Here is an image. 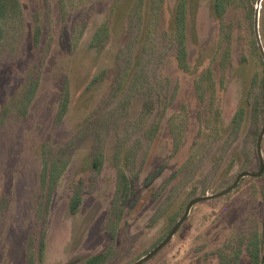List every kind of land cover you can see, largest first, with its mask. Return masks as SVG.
Wrapping results in <instances>:
<instances>
[{
    "label": "rangeland",
    "instance_id": "374dc122",
    "mask_svg": "<svg viewBox=\"0 0 264 264\" xmlns=\"http://www.w3.org/2000/svg\"><path fill=\"white\" fill-rule=\"evenodd\" d=\"M141 1L0 0V264H134L259 170L264 0L236 6L230 42L214 0H185L186 65L182 0ZM263 257L264 172L144 264Z\"/></svg>",
    "mask_w": 264,
    "mask_h": 264
},
{
    "label": "trees",
    "instance_id": "16d2710c",
    "mask_svg": "<svg viewBox=\"0 0 264 264\" xmlns=\"http://www.w3.org/2000/svg\"><path fill=\"white\" fill-rule=\"evenodd\" d=\"M184 2H185V0H182L180 3V7L178 9V14H177V22H178V24L181 25V31H179L181 61L183 64L186 65V63H188V62L186 60V46H185V41H184L185 27H183L184 22H185V17H186L185 16L186 13L184 11V4H185ZM242 2H245V0H214V3H213L214 15H216L220 21V28H221V32H222L221 36L227 42H230L232 35L234 34L232 20L235 17V15H234L233 11H235V8L238 4H243ZM246 2H249V1H246ZM142 4H143V0L138 5L141 6ZM251 25H252V27H251L252 31H254V28H253L254 22H252ZM248 27H249V24H248ZM253 35H254V33H253ZM253 40H255V42H256L255 35L253 37ZM224 58L225 57H223V59L221 61H224L225 60ZM221 66L223 67V64H221ZM209 79L210 78L207 76L206 72L201 74V76H199L196 79L195 89H196L197 96L198 95L200 96V93L201 94L205 93V91L207 90L206 84L208 83ZM263 96H264V92H263ZM260 100H261V103L263 105V103H264L263 97H260ZM78 204H79V200L77 198V199H75V201L73 203V211L74 212L77 211ZM107 255L108 254L106 252L96 254V255L90 257L89 259H87V261L84 264H101L105 260ZM262 261L264 264V257H263Z\"/></svg>",
    "mask_w": 264,
    "mask_h": 264
},
{
    "label": "water",
    "instance_id": "95a60500",
    "mask_svg": "<svg viewBox=\"0 0 264 264\" xmlns=\"http://www.w3.org/2000/svg\"><path fill=\"white\" fill-rule=\"evenodd\" d=\"M261 2H262V0H258V5H260ZM259 16H260V11L258 8L256 10V18H255V34H256V38H257V42H258L260 51H261L263 58H264V46L262 44V41L260 38V33H259ZM263 101H264V96H263ZM263 139H264V122H263V126L261 128L258 140H257V154H258L259 162H260V168L257 172H250V171L242 172L237 176L236 180L225 190H223L219 193H216V194L200 196V197H197V198H194L193 200H191L188 203L183 216L177 221V223L174 225V227L171 229V231L168 233V235L155 248H153L148 254L143 256L141 259H139L134 264H144L145 262L152 259L156 254H158L173 239V237L176 235L178 230L181 228V226L184 224V222L189 217L192 208L196 204L201 203V202H205V201H209V200L218 199V198H221V197L231 193L233 190H235L239 186L241 180L245 177H259V176H261L264 172V158L262 155Z\"/></svg>",
    "mask_w": 264,
    "mask_h": 264
}]
</instances>
